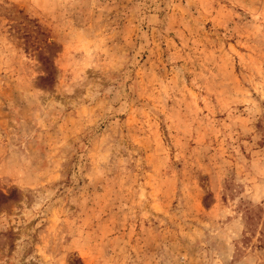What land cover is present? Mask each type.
Listing matches in <instances>:
<instances>
[{"label":"rangeland","instance_id":"1","mask_svg":"<svg viewBox=\"0 0 264 264\" xmlns=\"http://www.w3.org/2000/svg\"><path fill=\"white\" fill-rule=\"evenodd\" d=\"M0 264H264V0H0Z\"/></svg>","mask_w":264,"mask_h":264}]
</instances>
